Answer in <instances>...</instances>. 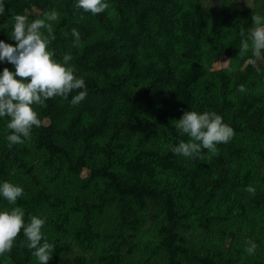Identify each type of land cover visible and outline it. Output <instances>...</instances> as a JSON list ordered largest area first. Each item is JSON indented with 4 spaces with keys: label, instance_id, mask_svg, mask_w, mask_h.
<instances>
[{
    "label": "trees",
    "instance_id": "16d2710c",
    "mask_svg": "<svg viewBox=\"0 0 264 264\" xmlns=\"http://www.w3.org/2000/svg\"><path fill=\"white\" fill-rule=\"evenodd\" d=\"M31 7L30 19L60 12L49 47L56 58L71 53L88 89L77 105L70 100L80 89L34 105L41 124L12 147L8 118H0V180L24 187L16 203L26 221L47 218L43 231L55 248L46 264H239L236 245L228 253L208 233L192 234L205 224L231 228L226 236L261 234L244 260L264 264V61L254 66L250 50L239 53L249 14L230 0L218 12L201 0H109L96 14L75 0H6L0 39L16 43L14 17ZM222 55L231 68L211 69ZM4 67L14 70L6 60ZM188 109L216 111L234 136L216 153L172 152L189 139L173 120ZM12 206L0 197V207ZM0 264H40L23 229Z\"/></svg>",
    "mask_w": 264,
    "mask_h": 264
},
{
    "label": "clouds",
    "instance_id": "9594fccd",
    "mask_svg": "<svg viewBox=\"0 0 264 264\" xmlns=\"http://www.w3.org/2000/svg\"><path fill=\"white\" fill-rule=\"evenodd\" d=\"M77 9L103 12L109 7V0H75ZM6 0H0V15L5 11ZM60 19L58 10L46 11L42 16L30 19L28 15L16 14L11 28V38L15 44L0 39V62L8 61L13 69L0 70V118L7 117L6 140L8 147L24 143L30 137L33 126H39L41 119L34 105H45L49 98L60 96L68 99L74 89H80L71 97L70 103L77 105L88 94L83 75H78L75 65L70 64L71 53L56 58L55 50L50 48L55 38L53 21ZM251 27L240 28L241 55L249 50L248 62L257 65L264 58V11L252 15ZM46 30V31H45ZM73 43H80V31L71 29ZM240 90L245 86L241 84ZM179 132L187 134L188 140L180 139L171 145V151L188 158H194L208 149L218 151V144L227 143L234 136L233 127L224 121L221 114L214 110H184L179 119H173ZM249 191H255L251 186ZM24 194V187L10 180H0V197L6 199L12 207H0V255L10 252L15 238L23 229L26 246L40 262L46 264L53 255L55 244L47 239L43 226L46 217L29 214L25 220V209L17 204ZM258 243L249 238L245 248L248 254H254Z\"/></svg>",
    "mask_w": 264,
    "mask_h": 264
},
{
    "label": "rangeland",
    "instance_id": "374dc122",
    "mask_svg": "<svg viewBox=\"0 0 264 264\" xmlns=\"http://www.w3.org/2000/svg\"><path fill=\"white\" fill-rule=\"evenodd\" d=\"M231 4H234V7L236 8L235 11L237 12H241L242 14H249V19H248V27L252 26L253 23V19H252V15L254 13H256L257 11H261L258 10L259 6H258V1L257 0H230ZM203 6L205 7H209L211 9H213L214 11L218 12L221 5L224 3V0H201ZM33 13V7L29 8L27 10V14L29 15ZM231 59L228 55H222L220 57V59H218V61H216L215 63H213L211 65V69L213 70H219V69H230L231 67ZM263 58L258 60V63L263 62ZM257 63V64H258ZM244 67V65L242 66ZM33 158V162L35 163V168L37 170V172L39 173L38 179L42 180L40 182L43 183L44 180V175L43 173L45 172L42 168V161L40 160L39 156L36 157L35 155L32 156ZM37 173V174H38ZM83 174H85V171L83 172ZM150 222L147 223V225L144 227L145 229V234L143 236L144 240L149 239V226H150ZM148 230V231H147ZM226 231H231V228L229 227H224L223 225H217L214 226L212 224H205L204 227L200 228L197 225H194L193 230H192V234L195 235H199V233H208V235L206 236L208 242L213 241L216 243V246H222L224 249H222L223 251H226L228 253H233V247L234 245H236L239 250L240 253L238 254V259L239 260V264H246V261L244 260L245 257H248V253L246 251V244L248 243L249 238L256 240L259 239L261 237V234H257L256 231H254L253 233L247 235L248 233H246L245 231L242 232H238V233H231L229 235H225ZM225 235V237L223 236ZM224 238V239H223ZM251 255V254H250ZM249 258V257H248ZM156 264H162L161 262L158 263L156 262Z\"/></svg>",
    "mask_w": 264,
    "mask_h": 264
}]
</instances>
